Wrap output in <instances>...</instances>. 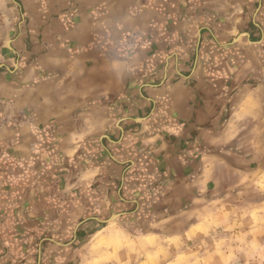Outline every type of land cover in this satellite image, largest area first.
I'll return each mask as SVG.
<instances>
[{"label":"crops","instance_id":"crops-1","mask_svg":"<svg viewBox=\"0 0 264 264\" xmlns=\"http://www.w3.org/2000/svg\"><path fill=\"white\" fill-rule=\"evenodd\" d=\"M235 220L263 233L264 0H0V264Z\"/></svg>","mask_w":264,"mask_h":264},{"label":"rangeland","instance_id":"rangeland-1","mask_svg":"<svg viewBox=\"0 0 264 264\" xmlns=\"http://www.w3.org/2000/svg\"><path fill=\"white\" fill-rule=\"evenodd\" d=\"M249 225L254 221L245 222ZM240 220L223 222L215 233L190 237H152L144 242L94 237L81 253L80 264H264L263 233L246 237L240 234ZM235 234V235H233ZM105 238V239H104ZM110 239V240H108Z\"/></svg>","mask_w":264,"mask_h":264}]
</instances>
